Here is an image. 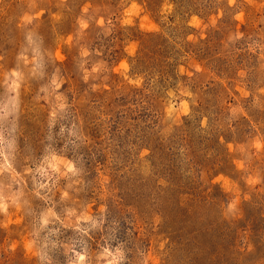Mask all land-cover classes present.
<instances>
[{"label":"rangeland","instance_id":"rangeland-1","mask_svg":"<svg viewBox=\"0 0 264 264\" xmlns=\"http://www.w3.org/2000/svg\"><path fill=\"white\" fill-rule=\"evenodd\" d=\"M0 264H264V0H0Z\"/></svg>","mask_w":264,"mask_h":264}]
</instances>
